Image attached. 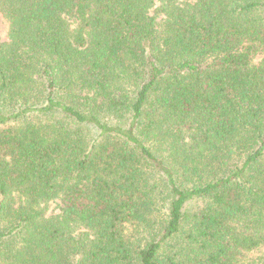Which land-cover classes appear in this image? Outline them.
I'll return each instance as SVG.
<instances>
[{
	"label": "trees",
	"instance_id": "1",
	"mask_svg": "<svg viewBox=\"0 0 264 264\" xmlns=\"http://www.w3.org/2000/svg\"><path fill=\"white\" fill-rule=\"evenodd\" d=\"M0 16V264H264V0Z\"/></svg>",
	"mask_w": 264,
	"mask_h": 264
},
{
	"label": "rangeland",
	"instance_id": "2",
	"mask_svg": "<svg viewBox=\"0 0 264 264\" xmlns=\"http://www.w3.org/2000/svg\"><path fill=\"white\" fill-rule=\"evenodd\" d=\"M7 30L6 21L0 16V38H3ZM54 207V204H51Z\"/></svg>",
	"mask_w": 264,
	"mask_h": 264
}]
</instances>
